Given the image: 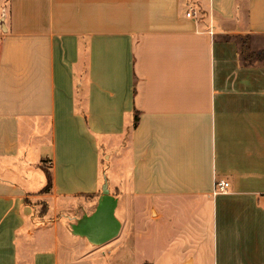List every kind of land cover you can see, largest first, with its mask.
I'll use <instances>...</instances> for the list:
<instances>
[{
    "label": "crops",
    "instance_id": "obj_1",
    "mask_svg": "<svg viewBox=\"0 0 264 264\" xmlns=\"http://www.w3.org/2000/svg\"><path fill=\"white\" fill-rule=\"evenodd\" d=\"M146 262L264 264V0H0V264Z\"/></svg>",
    "mask_w": 264,
    "mask_h": 264
},
{
    "label": "built area",
    "instance_id": "obj_2",
    "mask_svg": "<svg viewBox=\"0 0 264 264\" xmlns=\"http://www.w3.org/2000/svg\"><path fill=\"white\" fill-rule=\"evenodd\" d=\"M197 11L195 9L188 10L186 16L194 17L197 16ZM230 190V183L227 180H216L214 194L227 193Z\"/></svg>",
    "mask_w": 264,
    "mask_h": 264
},
{
    "label": "trees",
    "instance_id": "obj_3",
    "mask_svg": "<svg viewBox=\"0 0 264 264\" xmlns=\"http://www.w3.org/2000/svg\"><path fill=\"white\" fill-rule=\"evenodd\" d=\"M243 52L247 56V58H250V57L254 56L253 53H249V48H248V45H247L246 42L244 43V46H243ZM137 123H138V115H137V112H136V114H135V124H137ZM46 172H47L48 183H47V186L45 187V190H48L50 185H51V174H50V172L48 170H46ZM143 264H151V263L146 262V263H143Z\"/></svg>",
    "mask_w": 264,
    "mask_h": 264
},
{
    "label": "rangeland",
    "instance_id": "obj_4",
    "mask_svg": "<svg viewBox=\"0 0 264 264\" xmlns=\"http://www.w3.org/2000/svg\"><path fill=\"white\" fill-rule=\"evenodd\" d=\"M7 6H5V8H6ZM6 10V9H5Z\"/></svg>",
    "mask_w": 264,
    "mask_h": 264
}]
</instances>
